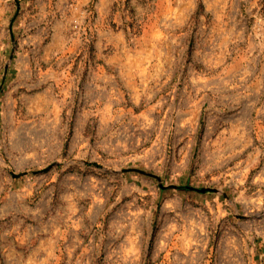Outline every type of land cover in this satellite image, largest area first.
I'll list each match as a JSON object with an SVG mask.
<instances>
[{"label":"rangeland","instance_id":"1","mask_svg":"<svg viewBox=\"0 0 264 264\" xmlns=\"http://www.w3.org/2000/svg\"><path fill=\"white\" fill-rule=\"evenodd\" d=\"M0 264H264V0H0Z\"/></svg>","mask_w":264,"mask_h":264}]
</instances>
